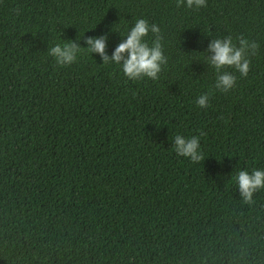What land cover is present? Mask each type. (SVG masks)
Listing matches in <instances>:
<instances>
[{
    "label": "trees",
    "instance_id": "1",
    "mask_svg": "<svg viewBox=\"0 0 264 264\" xmlns=\"http://www.w3.org/2000/svg\"><path fill=\"white\" fill-rule=\"evenodd\" d=\"M137 19L155 79L111 59ZM226 38L246 75L209 63ZM242 170H264V0H0V264H264V187L244 200Z\"/></svg>",
    "mask_w": 264,
    "mask_h": 264
},
{
    "label": "clouds",
    "instance_id": "2",
    "mask_svg": "<svg viewBox=\"0 0 264 264\" xmlns=\"http://www.w3.org/2000/svg\"><path fill=\"white\" fill-rule=\"evenodd\" d=\"M179 2V0H178ZM188 7L203 6L204 0H183ZM149 24L144 19H137L135 24L127 32L126 38L120 42L112 53L111 59L117 63L123 60V74L129 79H137L141 76L156 78L160 71V66L164 61V57L158 42H154L149 46L144 40L149 32ZM153 32L157 31L155 26H151ZM89 51L99 53L102 59L107 62L109 57L105 54V38L89 37L87 40ZM241 48H235L230 39H216L209 43L208 50L212 55L208 58L209 63L217 70L224 65L235 66L242 75H246L248 71V61L243 59L242 51L244 42H241ZM77 46L73 43H66L63 46L57 44L50 49L57 63L70 64L75 60ZM127 53L124 56V53ZM234 77L228 73H221L216 81V87L222 90H228L234 83ZM207 96L202 95L198 98L197 104L201 107L207 106ZM175 151L178 155L190 157L192 161L202 159L199 151L198 139L192 137L185 139L177 135L174 144ZM238 182L239 191L244 200L251 199L252 193L260 187H264V170H254L251 174L247 171H240L235 177Z\"/></svg>",
    "mask_w": 264,
    "mask_h": 264
}]
</instances>
